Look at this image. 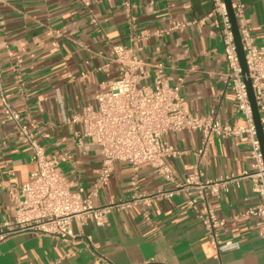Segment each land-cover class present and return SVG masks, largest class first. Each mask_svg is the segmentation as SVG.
<instances>
[{"label": "crops", "instance_id": "crops-1", "mask_svg": "<svg viewBox=\"0 0 264 264\" xmlns=\"http://www.w3.org/2000/svg\"><path fill=\"white\" fill-rule=\"evenodd\" d=\"M245 21L257 45L264 39V0H243ZM0 0V63L5 94L13 108L71 185L91 196L99 182L100 149L67 120L97 108L96 94L120 77L112 47L132 50L152 85L162 65L170 85H181L186 111L218 114L241 122L228 84L221 21L210 17L213 0ZM219 20V24H218ZM182 80V81H181ZM177 155L165 158L173 180L144 164L117 162L92 197L96 208L152 198L113 209L103 226L75 221L73 237L19 234L0 243V264H264L258 219L246 212L259 201L248 175L254 173L247 137L214 138L201 154L195 132L165 137ZM35 171L33 150L22 145L12 124L2 123L0 104V227L14 221L19 188ZM201 181H231L201 196ZM195 201V207L190 202ZM211 210L225 221L223 243L235 248L216 258L206 244L199 215Z\"/></svg>", "mask_w": 264, "mask_h": 264}, {"label": "built area", "instance_id": "built-area-1", "mask_svg": "<svg viewBox=\"0 0 264 264\" xmlns=\"http://www.w3.org/2000/svg\"><path fill=\"white\" fill-rule=\"evenodd\" d=\"M72 1L88 5L86 0ZM213 1L214 9L209 16L219 19L223 27L224 57L229 68L226 77L234 93L242 124L241 122L225 124L218 114L188 113L181 85L169 84L162 65L154 67L152 85H145L143 82L148 78L144 71L145 64L132 50L123 46L112 47L121 64L120 77L107 81L96 94L97 108L87 107L81 115L67 120L72 124H81L83 137L101 151L100 178L91 196H83L82 189L71 191V185L62 171L48 158L24 117L13 108L5 94L0 63L2 123L12 124L19 142L33 150L35 165L30 180L19 188L15 199L14 221L0 227V243L25 233L66 239L73 237L75 221L92 220L103 226L113 209H127L139 202L151 203L152 198L146 197L135 198L133 202L96 208L92 205V197L109 180L117 162L128 163L134 169L144 164L150 165L162 170L165 179L172 181L173 175L165 166V158L177 153L165 137L179 132L201 134V154H204L213 143L214 138H248L251 146L249 156L254 168V173L248 177L252 179L253 190L259 201L246 212V216L258 219V233L264 241L263 155L226 6L224 0ZM232 3L264 129V39L262 45L256 44L253 29L245 21L244 1L232 0ZM230 182L224 179L202 182L201 173L197 172L189 177L187 185L199 183V194L204 197L206 192L216 193L220 187L226 188ZM189 204L195 207V201ZM199 218L205 228L206 244L216 258H220L223 252L235 248L234 244L223 243L219 238V231L225 226L224 220L217 218L211 210H206L205 215L200 214Z\"/></svg>", "mask_w": 264, "mask_h": 264}, {"label": "water", "instance_id": "water-1", "mask_svg": "<svg viewBox=\"0 0 264 264\" xmlns=\"http://www.w3.org/2000/svg\"><path fill=\"white\" fill-rule=\"evenodd\" d=\"M224 3H225L227 14H228V17L231 23V30H232L235 46L237 48V53L239 57L242 74L244 77V82L247 86L248 96H249V100L251 104L253 119H254L256 133H257V139L260 143L263 160H264V129L262 126L261 115H260V112L257 106L255 93L252 87V82L249 77V70H248V66L246 62V54H245L244 47H243L239 24H238L236 15H235V10H234L232 0H224Z\"/></svg>", "mask_w": 264, "mask_h": 264}]
</instances>
